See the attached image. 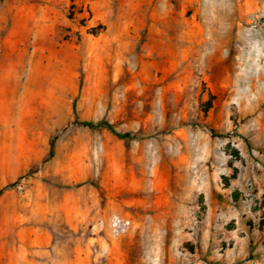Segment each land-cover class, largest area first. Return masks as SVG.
I'll return each instance as SVG.
<instances>
[{
    "label": "rangeland",
    "instance_id": "374dc122",
    "mask_svg": "<svg viewBox=\"0 0 264 264\" xmlns=\"http://www.w3.org/2000/svg\"><path fill=\"white\" fill-rule=\"evenodd\" d=\"M0 264H264V0H0Z\"/></svg>",
    "mask_w": 264,
    "mask_h": 264
},
{
    "label": "trees",
    "instance_id": "16d2710c",
    "mask_svg": "<svg viewBox=\"0 0 264 264\" xmlns=\"http://www.w3.org/2000/svg\"><path fill=\"white\" fill-rule=\"evenodd\" d=\"M80 125L82 127H87V128H90V129L98 128V127L106 128V129L110 130L111 132H113L111 126L109 124L103 123V122L96 123V124H93V123H90V122H81ZM114 134H116V133H114ZM116 135L118 137H120V138L126 137V135H119V134H116Z\"/></svg>",
    "mask_w": 264,
    "mask_h": 264
},
{
    "label": "built area",
    "instance_id": "2783aa9c",
    "mask_svg": "<svg viewBox=\"0 0 264 264\" xmlns=\"http://www.w3.org/2000/svg\"><path fill=\"white\" fill-rule=\"evenodd\" d=\"M115 227H116V231H117V233H118V231L120 230H122V231H125L126 230V228H127V223H125L124 221H122V220H120V221H117L116 223H115V225H114Z\"/></svg>",
    "mask_w": 264,
    "mask_h": 264
},
{
    "label": "crops",
    "instance_id": "0c3cea01",
    "mask_svg": "<svg viewBox=\"0 0 264 264\" xmlns=\"http://www.w3.org/2000/svg\"><path fill=\"white\" fill-rule=\"evenodd\" d=\"M237 196H238V194L237 193H234L233 195H232V199H236L237 198Z\"/></svg>",
    "mask_w": 264,
    "mask_h": 264
}]
</instances>
